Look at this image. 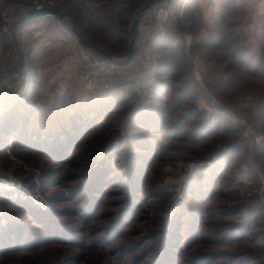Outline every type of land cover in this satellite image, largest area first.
Returning <instances> with one entry per match:
<instances>
[{"label":"rangeland","instance_id":"obj_1","mask_svg":"<svg viewBox=\"0 0 264 264\" xmlns=\"http://www.w3.org/2000/svg\"><path fill=\"white\" fill-rule=\"evenodd\" d=\"M11 1L19 0H0V14ZM54 1L86 47L122 60L131 21L149 0ZM210 1L232 5H220L208 26ZM234 1L192 0L193 48L175 40L164 58L171 69L155 70L141 100L85 90L56 45L35 58L26 95L38 114L26 107L27 135L74 113L85 135L58 163L12 141L11 122L0 134V219H22V235L30 226L40 235L47 216L69 236L0 247V264H155L167 239V264H264V38L254 41L248 4ZM0 41L13 55L11 36ZM197 96L210 114L194 106ZM93 165H101L97 181L87 184Z\"/></svg>","mask_w":264,"mask_h":264},{"label":"built area","instance_id":"obj_2","mask_svg":"<svg viewBox=\"0 0 264 264\" xmlns=\"http://www.w3.org/2000/svg\"><path fill=\"white\" fill-rule=\"evenodd\" d=\"M250 1L264 9V0ZM191 3L192 0H161L143 10L131 56L128 62H122L104 51L86 47L56 1L7 2L0 14V34L11 36L16 57L3 50L0 41V119L13 107L27 104L26 94L32 86V63L47 44L60 48L65 63L75 69V77L85 90L106 94L124 90L141 100L156 69L154 48L158 42L172 37L181 40L187 49L193 48L192 36L185 25V12ZM41 9H56L61 17L38 14L11 30V25L28 11ZM194 106L211 113L203 96L195 98Z\"/></svg>","mask_w":264,"mask_h":264},{"label":"trees","instance_id":"obj_3","mask_svg":"<svg viewBox=\"0 0 264 264\" xmlns=\"http://www.w3.org/2000/svg\"><path fill=\"white\" fill-rule=\"evenodd\" d=\"M26 107L27 109L30 108L29 111H32L34 114H38V111H36L34 107L28 104H25V106L23 107L24 109H21L19 105L13 107L11 110H9V113H7L4 117L0 119V134L8 133L9 129L11 128L10 125L15 123L14 126H12L14 134L12 141L20 138V141L22 142V147H28V145L26 144L29 142L32 144L33 147L37 145V150H39L41 154H46L48 157L54 159L56 162H69L71 159L70 155L72 150L79 144V142L82 141L81 139L85 135L83 129L86 125L83 123L81 116H77V113H74L72 114V116L69 117L64 116L63 119H60L57 122V124L48 127V129L44 131L45 133L42 131H31L29 134L32 133V135L28 136L27 125L30 121L27 119ZM95 110L98 111L99 109L96 108ZM11 118L12 120H10ZM20 127L21 130L18 129ZM100 166L95 168L94 165L91 166L89 174L86 177V179H88L86 181L87 184H89V182L97 181L96 177L98 175V170ZM84 188L85 187H83V189ZM130 188H133L132 184ZM15 198V203L20 202V204H22L21 208L25 209L19 210V212H26L32 215L31 211L34 212L35 209L29 204H27L26 201L21 202L20 197ZM43 221L48 224H44L42 234L39 235L30 232L31 226L29 224L28 226L30 227H27L28 229L26 228L25 230H23L22 235L21 225H19L23 222L22 219L10 218L6 221L0 219V247L10 251L19 249L23 250L26 246L34 248L38 247L39 244L44 245V243H51L53 241L65 242L68 239L69 234L64 233L67 230L60 229V226L58 227L55 223L52 222V220L48 219L47 216L44 217ZM13 236L16 237V240L13 238ZM166 241H168V243ZM164 243V247L158 254L159 258L155 260V264L168 263L169 253L171 251L169 247V239L165 240ZM1 252L2 251L0 249V253ZM200 260L196 261L197 264L200 263Z\"/></svg>","mask_w":264,"mask_h":264},{"label":"crops","instance_id":"obj_4","mask_svg":"<svg viewBox=\"0 0 264 264\" xmlns=\"http://www.w3.org/2000/svg\"><path fill=\"white\" fill-rule=\"evenodd\" d=\"M222 2H216V1H210L206 4H204V8H207V12L209 16H211L210 18H207V23H209L208 26L213 25L214 23L216 24L218 21V18H221L222 15L219 16V12H217L219 10V6L222 5V7L224 6H228V5H232V4H228L227 2H223V4H221ZM248 4L249 7V11L251 12V24L250 29L252 30V33H254V41L257 42L260 46L262 45L263 42L260 41V39L262 40V38H264V9L263 8H259V6L257 5H253L251 3L250 0H237L234 1L233 3V7H237L239 4ZM221 7V8H222ZM198 41H201L202 38L200 39V37H198ZM257 40V41H256ZM175 39H170V38H165L162 39V41L158 42L157 46L154 48V59L157 62L156 65V69L158 68H163V70H170L171 68L168 66V61L165 60V53L170 49V48H176L177 46V41H175ZM264 45V44H263ZM180 46V45H179ZM210 46V45H209ZM51 46H49L48 44L46 46L43 47L42 52L43 53H48V51H50ZM14 56L16 57V53L14 51ZM241 54V53H240ZM234 57H239L238 54H233ZM165 65V66H164ZM166 68V69H165ZM155 69V70H156ZM69 71H71L73 75V77L75 76V69L72 67H69ZM155 73V72H154ZM78 82V80H77ZM79 83V82H78Z\"/></svg>","mask_w":264,"mask_h":264},{"label":"water","instance_id":"obj_5","mask_svg":"<svg viewBox=\"0 0 264 264\" xmlns=\"http://www.w3.org/2000/svg\"><path fill=\"white\" fill-rule=\"evenodd\" d=\"M161 2V0H149L145 6H143L139 11H137L135 13V16L133 17L132 21H131V25H130V38H129V43H128V52L127 55L124 57V59H122V62H128L131 53H132V44L133 41L135 39V37L137 36L138 30V23H139V17H140V13L145 10L148 6L154 4V3H159ZM44 13H51L56 15L57 17H61V14L56 10V9H41V10H31L28 11L25 15H23L22 17H20L16 22H14L11 25V30H14L18 25H22V23H24L26 21V19L38 16V14H44ZM84 45H87L86 43H84ZM103 50H100V52Z\"/></svg>","mask_w":264,"mask_h":264},{"label":"bare ground","instance_id":"obj_6","mask_svg":"<svg viewBox=\"0 0 264 264\" xmlns=\"http://www.w3.org/2000/svg\"><path fill=\"white\" fill-rule=\"evenodd\" d=\"M28 97V96H27Z\"/></svg>","mask_w":264,"mask_h":264}]
</instances>
